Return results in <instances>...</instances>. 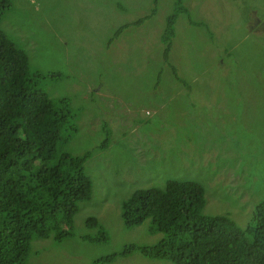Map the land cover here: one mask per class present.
Wrapping results in <instances>:
<instances>
[{
  "label": "rangeland",
  "instance_id": "374dc122",
  "mask_svg": "<svg viewBox=\"0 0 264 264\" xmlns=\"http://www.w3.org/2000/svg\"><path fill=\"white\" fill-rule=\"evenodd\" d=\"M7 1L0 30L42 74L37 87L67 99L57 149L88 153L92 185L72 235L33 238L28 263L173 264L137 249L163 236L149 219L122 218L136 189L169 179L200 183L204 214L246 228L264 201V0H181L188 13L177 0Z\"/></svg>",
  "mask_w": 264,
  "mask_h": 264
},
{
  "label": "trees",
  "instance_id": "16d2710c",
  "mask_svg": "<svg viewBox=\"0 0 264 264\" xmlns=\"http://www.w3.org/2000/svg\"><path fill=\"white\" fill-rule=\"evenodd\" d=\"M8 7L7 0H0V18ZM177 13L168 17L166 41ZM41 75L31 72L26 52L0 30V264H30L33 238L71 236L78 201L91 197L84 171L88 153L75 156L57 149L68 121L67 99L53 100L38 88ZM204 204L200 183L169 179L164 188L136 189L122 204V218L127 226L149 219L150 230L162 232L156 244L137 247L149 258L173 264H264V201L244 229L227 215L204 214ZM85 223L98 226L95 217ZM101 239H107L104 230ZM135 248L125 245L121 253Z\"/></svg>",
  "mask_w": 264,
  "mask_h": 264
},
{
  "label": "flooded vegetation",
  "instance_id": "af4514ba",
  "mask_svg": "<svg viewBox=\"0 0 264 264\" xmlns=\"http://www.w3.org/2000/svg\"><path fill=\"white\" fill-rule=\"evenodd\" d=\"M253 21H254V22H253L254 24H257L258 22H260V20L257 19V18H255V17H254ZM260 27H261V26H260ZM260 27H259V28H260Z\"/></svg>",
  "mask_w": 264,
  "mask_h": 264
}]
</instances>
